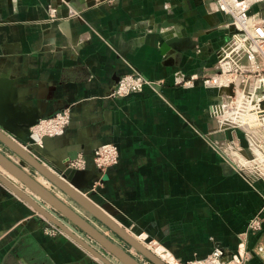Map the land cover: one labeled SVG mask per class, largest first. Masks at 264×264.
<instances>
[{"label":"crops","instance_id":"obj_1","mask_svg":"<svg viewBox=\"0 0 264 264\" xmlns=\"http://www.w3.org/2000/svg\"><path fill=\"white\" fill-rule=\"evenodd\" d=\"M51 7L58 19H50ZM234 31L214 0H0V114L25 143L26 125L69 108L65 133L46 138L34 156L58 168L84 160L74 169L85 172L80 190L143 243L187 261L245 242L246 264H262L264 223L259 232L247 226L264 205V182L248 181L215 148L224 135L208 112L216 91L200 81L174 84L176 71L210 74ZM129 73L163 84L110 98ZM107 142L118 146L120 162L101 173L92 151ZM2 184L0 264H105L64 231L47 235L50 221ZM79 214L139 263L152 264L87 211Z\"/></svg>","mask_w":264,"mask_h":264},{"label":"built area","instance_id":"obj_2","mask_svg":"<svg viewBox=\"0 0 264 264\" xmlns=\"http://www.w3.org/2000/svg\"><path fill=\"white\" fill-rule=\"evenodd\" d=\"M59 1L66 4V0ZM214 3L215 10L229 18L235 31L217 51V61L210 74L186 77L182 71H176L174 84L190 88L200 81L204 87L216 91L208 112L216 120L218 132L224 135L214 144L215 148L224 161L248 181L264 182V0H214ZM257 6L260 9L256 10ZM166 9L171 12L168 6ZM49 17L51 20L59 18L56 7L50 8ZM162 84L163 80L129 73L118 79L109 97H128L143 92L147 86L155 88ZM70 121L69 108L39 119L29 129L31 143L43 147L45 138L62 136ZM92 156L101 173L120 162L119 148L114 143L96 144ZM84 164V160L77 159L68 160L65 165L79 169ZM263 223L264 205L249 220L248 230L259 232ZM61 232L52 222L45 228L50 236ZM258 253L264 264V246L258 247ZM247 258L246 244L241 242L236 251L216 245L204 257L177 261L179 264H246Z\"/></svg>","mask_w":264,"mask_h":264},{"label":"water","instance_id":"obj_3","mask_svg":"<svg viewBox=\"0 0 264 264\" xmlns=\"http://www.w3.org/2000/svg\"><path fill=\"white\" fill-rule=\"evenodd\" d=\"M37 121L38 120L24 127L27 131L28 138L27 142L23 143L16 137L14 138L13 132L15 128L9 123H6L0 114V144L19 158V161L15 160L0 149V166L15 176L17 181L23 186L29 188L33 194H28L26 190L17 184V182L8 180L3 174H1V172L0 182L5 184L14 194L28 202L36 212L43 215L50 222L62 229L68 236L73 238L95 258L105 264L115 263L109 260L100 250L84 240L79 235L81 233L77 231L76 227L88 234L109 254L121 260L123 264L141 263H139L130 253L121 249L111 238L105 236L102 230L81 216V214L75 210V206L81 207L87 211L92 218H95L102 224L103 229L111 230L121 242H125L128 246L134 248L137 253L142 254V256L152 264H168L151 249L145 246L142 241L136 239L134 235L119 225V223L109 216L107 212L80 190L81 182H87L85 178L78 177L84 175V171L74 170L67 166L64 168L51 166L45 162L44 159H39L34 156L32 152L33 149H42L44 147L33 145L29 137V129L36 124ZM45 140L46 138L44 139V145ZM30 169L34 171V174L29 171ZM36 174L43 176L49 181V188L37 180ZM58 191L62 192L63 196H60ZM37 196L39 198H37ZM60 197L63 199L67 197V201L70 202L71 207L63 202ZM46 203L51 206V209Z\"/></svg>","mask_w":264,"mask_h":264},{"label":"bare ground","instance_id":"obj_4","mask_svg":"<svg viewBox=\"0 0 264 264\" xmlns=\"http://www.w3.org/2000/svg\"><path fill=\"white\" fill-rule=\"evenodd\" d=\"M22 147H24L22 144H20ZM27 149V148H26ZM28 168V167H27ZM0 170H1V172L2 173H4L5 175L4 176H6V178L8 179V180H10V181H12V182H15V176L13 177L12 176V174L10 173V172H8L6 169H4L3 167H1L0 168ZM1 173V174H2ZM39 180H40V182L42 183V184H44V185H46L47 187L49 186V181L46 179V178H44L43 176H41V177H39ZM3 185V184H2ZM58 194L60 195V196H63V194H62V192H60V191H58ZM37 198H39V197H37ZM77 208H79V209H77V211L79 210L80 212H83V213H86V211L84 210V209H82L81 207H78L77 206ZM78 211V212H79ZM107 232V231H106ZM137 239V238H136ZM145 245V244H144ZM146 246V245H145ZM151 248V246H148V248ZM149 248V249H150ZM155 250V254L157 253V254H159L158 256L160 257V258H163L164 259V261H166L168 264H179V262L177 261V259L173 256H170V255H167V254H165L164 252H163V249L161 248V247H158V248H155L154 249Z\"/></svg>","mask_w":264,"mask_h":264},{"label":"rangeland","instance_id":"obj_5","mask_svg":"<svg viewBox=\"0 0 264 264\" xmlns=\"http://www.w3.org/2000/svg\"><path fill=\"white\" fill-rule=\"evenodd\" d=\"M13 156H14V159H15V160H18V161H19V158H17V156H16L15 154H14ZM0 167H2V166H0ZM4 169H5V168H4ZM29 171H30L32 174H34V171H33V170L30 169ZM12 176H13V175H12ZM36 176L39 177L40 175L38 176V175L36 174ZM13 177H14V176H13ZM40 177H41V176H40ZM14 178H15V182H16V181H17V178H16V177H14ZM37 197H38V196H37ZM101 227L103 228L102 224H101ZM62 231H63V230H62ZM103 231H109V229H103ZM80 233H81L82 235H84V234H83V231L80 232ZM111 233H113V232L111 231ZM80 236H81V235H80ZM113 236H114V235H113ZM81 237H82V236H81ZM82 238H83V237H82ZM116 238H117V237H116ZM83 239H84V238H83ZM144 244H145V243H144ZM145 245H146L147 247L150 246V245H147V244H145ZM149 248H150V247H149ZM150 249L154 251V247L152 248V246H151ZM85 250H86V249H85ZM135 253H136V251H135ZM136 254H137V253H136ZM157 255H159V254H157ZM162 259H163V258H162ZM163 260H164V259H163Z\"/></svg>","mask_w":264,"mask_h":264}]
</instances>
